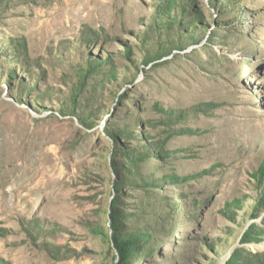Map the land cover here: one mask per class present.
Masks as SVG:
<instances>
[{
	"label": "rangeland",
	"instance_id": "1",
	"mask_svg": "<svg viewBox=\"0 0 264 264\" xmlns=\"http://www.w3.org/2000/svg\"><path fill=\"white\" fill-rule=\"evenodd\" d=\"M114 204L133 264L264 253V0H0V264H120Z\"/></svg>",
	"mask_w": 264,
	"mask_h": 264
},
{
	"label": "trees",
	"instance_id": "2",
	"mask_svg": "<svg viewBox=\"0 0 264 264\" xmlns=\"http://www.w3.org/2000/svg\"><path fill=\"white\" fill-rule=\"evenodd\" d=\"M162 51V45L159 43V52L155 54L154 51H152L154 54L149 55V58L145 59L146 63H149L153 58H159L161 57L164 52ZM150 60V61H149ZM129 138H132L133 130L126 131ZM116 135V134H115ZM117 136V135H116ZM126 151V159L128 166H135V160H134V153L129 150L128 147H123L122 150L116 149V152ZM122 160L120 162H117V165H115V169L117 173L125 174V166ZM128 171H130V168H128ZM175 180H178V176L174 177ZM123 183L119 182L117 185V190L119 191L120 188H122ZM147 192L149 190H146ZM121 205H125L129 207L125 202H121ZM114 213L112 214L113 218V240L115 243V247L119 250L120 256H121V262L120 264H133V258H138L140 255L145 254L146 247L149 246L150 241L148 240L147 234H141L140 232H130V233H124L123 232V222L125 217H123L122 214H124L123 209L120 205L114 204L113 205ZM172 230V229H171ZM257 232H262V230H257ZM256 232L251 231H245L243 234V237L241 238V242L246 243L253 240L259 239L258 236H256ZM107 236V234H106ZM254 255V258H247L246 251L244 249L236 248L231 256V258L227 261L226 264H264V253L263 254H252Z\"/></svg>",
	"mask_w": 264,
	"mask_h": 264
}]
</instances>
